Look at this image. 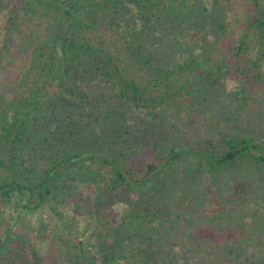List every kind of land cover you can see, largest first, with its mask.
<instances>
[{
  "label": "trees",
  "instance_id": "1",
  "mask_svg": "<svg viewBox=\"0 0 264 264\" xmlns=\"http://www.w3.org/2000/svg\"><path fill=\"white\" fill-rule=\"evenodd\" d=\"M248 2L236 28L222 0H0V264H50L1 225L34 208L79 229L63 205L82 184L99 246L69 242L67 264H264V226L186 244L264 217V0Z\"/></svg>",
  "mask_w": 264,
  "mask_h": 264
},
{
  "label": "rangeland",
  "instance_id": "2",
  "mask_svg": "<svg viewBox=\"0 0 264 264\" xmlns=\"http://www.w3.org/2000/svg\"><path fill=\"white\" fill-rule=\"evenodd\" d=\"M222 2L223 4L232 6L233 15H231V17L237 25L236 28L242 26L245 16L252 12L248 0H222ZM22 45L23 42L16 40L11 48V60H9V62L12 64L2 73V77L8 82H14L19 72H21L25 66L24 62L26 58H28L29 49H27V51L22 50ZM86 176L87 175L84 177L82 176V178L80 177V180H86L81 181L82 183L87 182L88 176ZM74 194L77 196L81 195L80 197H82L84 201L86 200L87 203V199L85 198L93 194V186L82 184L79 190ZM86 203L82 201H69L68 204L63 205V207L66 208L64 214H67L72 219L75 216V224L76 222L79 224V229L63 226L61 222L58 221V218L50 213L49 209L35 210L31 208V210L20 219H18V215L8 214L6 219L7 223L4 222V224L2 223L1 225V232H6L10 227L11 230L14 229L15 232L24 231L32 238L37 237L39 246L50 250L48 256L50 257V264H67V250L65 247L69 242H83L91 249H97L99 246L100 239L97 236L100 235V232L96 222H92L88 226L85 220L86 216L83 213V208L86 206ZM114 210V212L119 214H123V212L126 211L125 207L119 204L116 205ZM85 225H87L86 228ZM263 226L264 217L251 213L245 215L242 219L239 218L235 222L227 223L225 226L219 227V230H217V232L215 231L214 235L212 234L213 237H211L210 234L204 236L203 232H199L194 238H190L193 242H191V244L193 245H190L188 241L186 244L188 248L194 247L193 251H195L196 248L200 250L202 248L201 246L204 245V239H209V244L212 242V247H217L219 251H223L224 248L229 245L242 244L246 241L253 243V241L258 240L257 236ZM106 237L109 238L108 235Z\"/></svg>",
  "mask_w": 264,
  "mask_h": 264
}]
</instances>
